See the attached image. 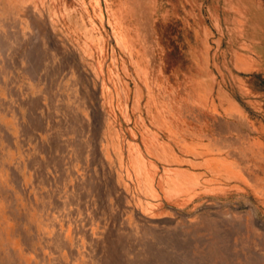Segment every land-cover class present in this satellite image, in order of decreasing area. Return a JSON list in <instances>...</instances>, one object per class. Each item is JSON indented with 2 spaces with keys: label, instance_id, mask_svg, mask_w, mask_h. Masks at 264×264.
Listing matches in <instances>:
<instances>
[{
  "label": "rangeland",
  "instance_id": "rangeland-1",
  "mask_svg": "<svg viewBox=\"0 0 264 264\" xmlns=\"http://www.w3.org/2000/svg\"><path fill=\"white\" fill-rule=\"evenodd\" d=\"M0 8L8 30L30 39L31 56L51 49L59 65L40 86L9 65L19 73L9 83L13 125L31 131L32 144L47 134L52 188L93 178L78 209L97 208L104 225L128 235L126 264L149 248V264H264V0ZM75 105L76 129L66 131L55 112ZM77 229L66 228L68 243Z\"/></svg>",
  "mask_w": 264,
  "mask_h": 264
},
{
  "label": "bare ground",
  "instance_id": "bare-ground-1",
  "mask_svg": "<svg viewBox=\"0 0 264 264\" xmlns=\"http://www.w3.org/2000/svg\"><path fill=\"white\" fill-rule=\"evenodd\" d=\"M6 23L5 16L0 11V122L2 120L4 124L9 123L3 129L8 132L7 139L2 136L0 128V264H68L65 262L67 257L71 264H126L130 253L126 242L128 235L120 233L118 226L113 223L108 227L104 225L100 217H97V208L93 210L90 205L85 206L81 212L78 209L80 203L89 201L88 198L81 199L91 189L93 178L81 177V183L74 189H63V182L52 188L47 168V134L43 132L39 143L32 144L31 131L21 130L13 125L15 121L11 118V110L16 107L17 95L12 97L10 91L12 89L14 93L17 87H10L9 90V83L11 85L13 78L19 73L10 66L22 67L32 84L40 86L43 81L38 79L43 77L44 81L52 80L59 65L57 56L50 55L51 49L43 47L45 54L37 55L40 58L31 56L26 46L31 42L30 39H19V33L14 29L8 30ZM40 43L44 46L45 38H41ZM36 70L37 80L33 77ZM81 107L63 106L55 112L60 117L59 123L69 126L65 127L66 131L73 132L76 129L74 125L77 126ZM77 136L79 139L80 136ZM21 137L23 142L19 144L18 139ZM14 155L16 158H13ZM64 178L59 179L63 181ZM70 208L75 211L74 218L66 217L65 211ZM69 226H77L78 229L68 243L65 234ZM52 245L58 249L54 257ZM60 250L64 251L65 256L58 254L62 252ZM152 251L149 248L147 252L137 256L135 264H149ZM152 257L155 259L156 256ZM176 259L177 263L178 258Z\"/></svg>",
  "mask_w": 264,
  "mask_h": 264
}]
</instances>
